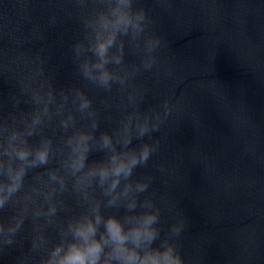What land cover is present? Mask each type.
<instances>
[{"label":"water","instance_id":"obj_1","mask_svg":"<svg viewBox=\"0 0 264 264\" xmlns=\"http://www.w3.org/2000/svg\"><path fill=\"white\" fill-rule=\"evenodd\" d=\"M102 4L0 0V121L33 107L12 64L18 57L21 69L40 64L57 94L81 87L97 105L117 94L93 88L75 58L84 16ZM132 8L143 11L144 32L135 51L125 43L124 61L140 64L145 41H158L135 83L140 108L159 119L133 143L152 146L135 174L148 181L142 198L160 209L161 237L183 264H264V0H132ZM99 119L110 126L103 108ZM12 211L6 205L0 218ZM41 252L26 220L0 244V264H38Z\"/></svg>","mask_w":264,"mask_h":264},{"label":"clouds","instance_id":"obj_2","mask_svg":"<svg viewBox=\"0 0 264 264\" xmlns=\"http://www.w3.org/2000/svg\"><path fill=\"white\" fill-rule=\"evenodd\" d=\"M83 23L78 71L93 88L116 86L117 94L99 105L81 87L57 94L40 64L23 61L21 69L22 58L12 60L33 107L0 121V209H13L0 218V244L12 243L28 220L33 248L42 250L38 264H183L161 237L160 209L142 198L148 181L135 174L152 146L133 141L159 119L140 108L135 78L141 66L151 68L158 41H145L140 64L124 61L125 43L135 51L144 32V13L133 11L132 0H103ZM101 108L111 120L103 129ZM94 152L101 155L90 159Z\"/></svg>","mask_w":264,"mask_h":264}]
</instances>
